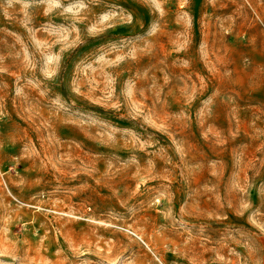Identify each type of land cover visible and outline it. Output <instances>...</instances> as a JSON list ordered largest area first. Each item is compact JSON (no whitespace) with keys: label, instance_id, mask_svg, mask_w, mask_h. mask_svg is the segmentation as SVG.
Here are the masks:
<instances>
[{"label":"rangeland","instance_id":"1","mask_svg":"<svg viewBox=\"0 0 264 264\" xmlns=\"http://www.w3.org/2000/svg\"><path fill=\"white\" fill-rule=\"evenodd\" d=\"M0 264H264V0H0Z\"/></svg>","mask_w":264,"mask_h":264}]
</instances>
